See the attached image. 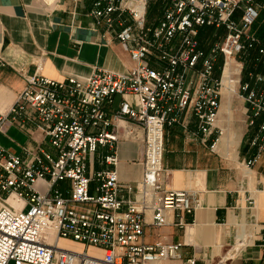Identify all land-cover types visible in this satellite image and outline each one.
<instances>
[{
    "label": "built area",
    "instance_id": "built-area-1",
    "mask_svg": "<svg viewBox=\"0 0 264 264\" xmlns=\"http://www.w3.org/2000/svg\"><path fill=\"white\" fill-rule=\"evenodd\" d=\"M43 1L50 7L70 2L73 15L86 7L128 51L133 65L124 71L97 67L87 79L26 75L9 110L0 111V131L10 123H30L56 150L55 155L39 147L23 156L0 145V264H153L181 259V243H149L143 238L148 212L155 225L166 223L168 213L174 212L177 224L185 227L184 216L200 206L192 191L164 183L166 135L185 124L190 114L197 123L194 129L183 125L189 138L211 147L219 141L228 58L241 60L252 49L264 53L253 33L260 4ZM204 27L214 28L207 50L199 37ZM219 57L223 62L218 76ZM239 63L236 93L247 103L249 124L254 125L264 115V73H251L252 85L242 81L243 60ZM123 136L143 144V176L136 183L119 180L118 146ZM251 143L257 153L247 165L264 150V123ZM95 162L100 168L91 171ZM63 182L68 183L65 189L60 187ZM61 240L76 242L81 249L67 248Z\"/></svg>",
    "mask_w": 264,
    "mask_h": 264
},
{
    "label": "crops",
    "instance_id": "crops-1",
    "mask_svg": "<svg viewBox=\"0 0 264 264\" xmlns=\"http://www.w3.org/2000/svg\"><path fill=\"white\" fill-rule=\"evenodd\" d=\"M86 5L89 8L90 1ZM72 8L70 2L50 7L43 0H0V111L9 110L26 75L87 79L97 67L124 71L133 65L128 51L106 32L104 24L95 22L86 7L78 8L74 15ZM261 72L250 70L242 81L255 85L250 74ZM237 78L234 93H222L218 125L223 133L214 147L189 138L183 125L194 129L197 123L190 114L185 124L167 132L164 183L192 191L200 206L184 216L185 227L177 224L174 212L168 213L162 225H155L152 214H146L144 241L181 243V259L153 264H191L188 259L192 258L194 264H264V150L254 164L247 165L257 153L251 139L264 123V115L249 124L247 103L236 93ZM238 119L245 122L240 129L235 128ZM227 130L240 135L233 147L222 141ZM0 145L23 156L28 149L39 147L56 155L48 138L30 123L6 125L0 131ZM118 156L119 180L139 182L143 176L142 142L123 136ZM98 168L95 162L91 171ZM60 187L65 189L68 183ZM123 194L133 196L125 190Z\"/></svg>",
    "mask_w": 264,
    "mask_h": 264
},
{
    "label": "rangeland",
    "instance_id": "rangeland-1",
    "mask_svg": "<svg viewBox=\"0 0 264 264\" xmlns=\"http://www.w3.org/2000/svg\"><path fill=\"white\" fill-rule=\"evenodd\" d=\"M259 2H260L259 3L260 4V17H259L260 20H259V23L261 24L262 22H264V0H259ZM152 12H153V9H152ZM154 12H155V10H154ZM260 24H259V26H260ZM259 26H257V27L259 28ZM213 30H214L213 27H204L202 29V31H203V33L205 35V38H206V41L202 43L204 50H207L210 47L211 43H212V40H213L212 31ZM221 32H222V34L225 33L224 30H222ZM253 33L256 36L258 35L257 34L258 32H256L254 30V28H253ZM214 38L220 39L221 37H214ZM262 46L264 47V45H262ZM242 58L243 59H241V60H243L245 62L247 61V64L254 65V67L260 69L259 72H261V71H262L261 73L264 72V53H263V55H261V54H259L258 50L255 49V50H253V53L252 52H248L246 55H243ZM241 60L238 59V61L237 60L236 61L240 62ZM239 66H240V63H239ZM245 68H246V65L243 63V69H242V73H241L242 77L245 76ZM216 73H217V75H219V71H216ZM243 125H245V122L238 119L236 124H235V128L236 129L237 128L240 129V127H242ZM231 128L233 129V127H231ZM38 186H39V189L45 190V186L44 185L39 184ZM77 244L78 243L72 242V241H67V240L62 241V245L63 246H70V247H74L75 246V248H79L77 246H79L80 244L79 245H77ZM90 251L92 253H97V249H95L94 247H91Z\"/></svg>",
    "mask_w": 264,
    "mask_h": 264
},
{
    "label": "bare ground",
    "instance_id": "bare-ground-1",
    "mask_svg": "<svg viewBox=\"0 0 264 264\" xmlns=\"http://www.w3.org/2000/svg\"><path fill=\"white\" fill-rule=\"evenodd\" d=\"M239 62H237L233 57L228 58L227 63L225 64L224 67V71H223V89H222V93L225 96H229L232 93H234V87H235V82H234V78L238 76L239 73ZM238 80V78H237ZM223 133V131H222ZM225 137V140H224ZM239 133L237 131H228L225 133V136L223 135V139L222 141L225 143L224 144H229L230 147H233L235 144H237V142L239 141ZM11 200L13 201V198L11 197ZM62 241L65 240H61V244ZM79 245V244H77ZM67 248H71V249H81V245H79V248H75V247H70V246H65Z\"/></svg>",
    "mask_w": 264,
    "mask_h": 264
},
{
    "label": "trees",
    "instance_id": "trees-1",
    "mask_svg": "<svg viewBox=\"0 0 264 264\" xmlns=\"http://www.w3.org/2000/svg\"><path fill=\"white\" fill-rule=\"evenodd\" d=\"M259 20L260 19H258L257 20V22L255 23V25H254V30L256 31V32H258L257 34V38L259 39V41L261 42V44L262 45H264V22H262L261 24L259 23ZM259 24H260V26H259ZM257 26H259V28L257 27ZM261 29V30H260ZM199 37H200V40L202 41V43L203 42H205L206 41V38H205V35H204V33H203V31L201 30V32H200V35H199ZM253 50H255V49H252L251 51H249V52H252L253 53ZM222 62H223V59H222V57H219V61H218V67H217V70L220 68V66L222 65ZM245 65H246V68H245V75L248 73V71H250V70H253V71H260V69H258V68H256V67H254V65H249V64H247V61L245 62Z\"/></svg>",
    "mask_w": 264,
    "mask_h": 264
}]
</instances>
